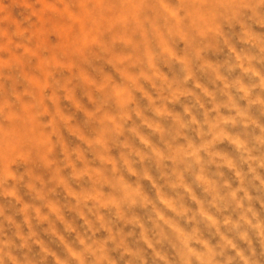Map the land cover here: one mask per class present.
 I'll return each mask as SVG.
<instances>
[{
	"label": "clouds",
	"instance_id": "1",
	"mask_svg": "<svg viewBox=\"0 0 264 264\" xmlns=\"http://www.w3.org/2000/svg\"><path fill=\"white\" fill-rule=\"evenodd\" d=\"M68 168L86 181L60 206L73 219L50 202ZM0 264H264V0H26L0 17Z\"/></svg>",
	"mask_w": 264,
	"mask_h": 264
},
{
	"label": "rangeland",
	"instance_id": "2",
	"mask_svg": "<svg viewBox=\"0 0 264 264\" xmlns=\"http://www.w3.org/2000/svg\"><path fill=\"white\" fill-rule=\"evenodd\" d=\"M6 3L9 4V7L6 11H0V17H8L10 19H19L21 12L23 10V6L26 3V0H5ZM85 42H87V37L85 38ZM118 91H120L118 89ZM72 93L70 92V95ZM75 97H80V92L79 90H76L75 92ZM136 99L137 102L140 104L144 103L143 97L140 96L139 93L136 94ZM83 100L82 97L77 100V103H81ZM58 108L62 109V114L64 115L65 119L73 121L72 129L74 132H79L81 135H85V132L87 131V128L85 127L84 129H81L80 125L83 124L85 117L79 112L76 108L73 107L72 103H63L62 101L57 105ZM62 131L63 134V140H64V148L65 151L69 150L72 146H80L82 147L81 141L77 140L74 135H70L67 132ZM87 138V137H86ZM81 157L84 160V167L85 168H91L92 164L94 162H89L88 157L86 153L83 151L81 152ZM54 158L56 160H59L61 158V153L59 151V148H57L56 152L54 153ZM38 172L40 174L41 180L47 182L48 176L53 174L51 169L47 168H40L38 169ZM71 169H64L63 170V175L65 177H68L69 179L65 181V184L63 186H57L55 188V193L51 194L50 196V202L53 204L54 207H57L58 211H61L62 209L60 208L61 205H63L64 201L68 199L66 195V191L68 193L72 192H77V189L80 187L81 184H84L86 181L81 180L79 183H77L74 180H71ZM21 193H25L24 198L25 200L29 199V196L26 194V190L21 188L20 189ZM77 194H79L77 192ZM39 204V201L36 202ZM46 211V209H44ZM63 215L68 218V219H73L74 214L67 212V210H62ZM20 217H17L19 219ZM54 226L62 230V226L59 223V221L55 220V217H52ZM78 222V221H77Z\"/></svg>",
	"mask_w": 264,
	"mask_h": 264
}]
</instances>
